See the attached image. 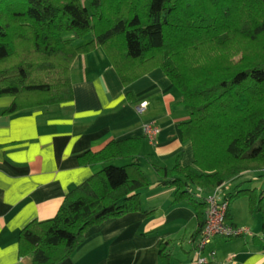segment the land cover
Listing matches in <instances>:
<instances>
[{"label": "trees", "instance_id": "16d2710c", "mask_svg": "<svg viewBox=\"0 0 264 264\" xmlns=\"http://www.w3.org/2000/svg\"><path fill=\"white\" fill-rule=\"evenodd\" d=\"M98 47L124 84L161 67L181 92L193 164L154 166L157 183L174 187V202L195 210L193 239L205 225L204 197L217 188L263 211L264 188L226 186L245 172L264 176V0H0V96L14 97L5 112L71 100L75 58ZM140 140L111 141L80 160L125 155ZM151 183L137 159L105 166L68 192L53 218L20 231V255L58 264L92 225L141 209ZM262 231L264 241V218ZM167 244L162 264L170 263Z\"/></svg>", "mask_w": 264, "mask_h": 264}, {"label": "crops", "instance_id": "0c3cea01", "mask_svg": "<svg viewBox=\"0 0 264 264\" xmlns=\"http://www.w3.org/2000/svg\"><path fill=\"white\" fill-rule=\"evenodd\" d=\"M71 81L73 98L51 105L7 113L14 97L0 96V264H31V256L19 253L20 231L34 219L53 218L66 194L92 174L131 158L152 182L141 190V209L92 225L58 264H162L164 240L169 264H264V200L263 211H251L247 195L231 198L229 221L245 231L215 236L204 250L209 260L200 263L198 238L192 237L195 210L187 201L174 202L173 186L157 183L154 162L171 167L194 161L192 142L182 138L180 128L189 113L161 67L124 84L98 47L78 54ZM143 101L146 108L140 113L136 106ZM147 122L158 127L153 140L145 133ZM130 138L141 139L131 153L97 163L80 160L86 152ZM255 173L226 187L264 188V176L255 178Z\"/></svg>", "mask_w": 264, "mask_h": 264}, {"label": "built area", "instance_id": "2783aa9c", "mask_svg": "<svg viewBox=\"0 0 264 264\" xmlns=\"http://www.w3.org/2000/svg\"><path fill=\"white\" fill-rule=\"evenodd\" d=\"M145 108V101L136 106L137 111L140 113ZM144 130L148 139L153 140L158 132V127L151 122H147L144 124ZM204 198L207 204L206 220L197 243L198 261L200 263H206L209 260L204 254V250L215 236L233 237L245 231V228H239L227 220L230 200L224 198L218 188L208 193ZM211 254H214V252L212 251Z\"/></svg>", "mask_w": 264, "mask_h": 264}, {"label": "rangeland", "instance_id": "374dc122", "mask_svg": "<svg viewBox=\"0 0 264 264\" xmlns=\"http://www.w3.org/2000/svg\"><path fill=\"white\" fill-rule=\"evenodd\" d=\"M68 36H70V35H72V33L71 34H67ZM90 35H88V36H85V37H82V38H78V39H76L75 40V42L76 43H81V42H84V41H86V40H89L90 39ZM249 173H251V172H245V174H249ZM243 183V182H242ZM241 184V183H240ZM240 184L239 185H232L234 188H236L237 186H240Z\"/></svg>", "mask_w": 264, "mask_h": 264}]
</instances>
